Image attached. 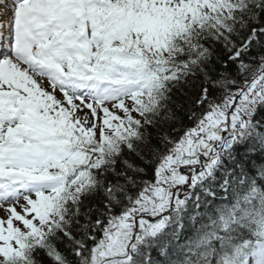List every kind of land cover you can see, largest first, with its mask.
Instances as JSON below:
<instances>
[{
  "label": "snow or ice",
  "instance_id": "snow-or-ice-1",
  "mask_svg": "<svg viewBox=\"0 0 264 264\" xmlns=\"http://www.w3.org/2000/svg\"><path fill=\"white\" fill-rule=\"evenodd\" d=\"M0 264H264V0H0Z\"/></svg>",
  "mask_w": 264,
  "mask_h": 264
}]
</instances>
